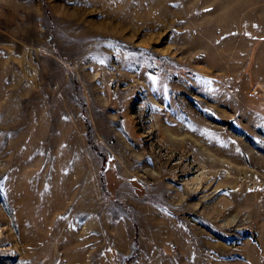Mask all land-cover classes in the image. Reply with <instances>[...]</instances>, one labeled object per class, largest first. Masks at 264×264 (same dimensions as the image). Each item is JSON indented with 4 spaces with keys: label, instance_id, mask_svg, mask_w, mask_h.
Listing matches in <instances>:
<instances>
[{
    "label": "rangeland",
    "instance_id": "1",
    "mask_svg": "<svg viewBox=\"0 0 264 264\" xmlns=\"http://www.w3.org/2000/svg\"><path fill=\"white\" fill-rule=\"evenodd\" d=\"M0 264H264V0H0Z\"/></svg>",
    "mask_w": 264,
    "mask_h": 264
}]
</instances>
